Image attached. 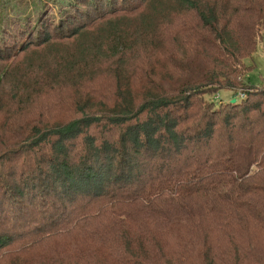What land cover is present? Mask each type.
I'll list each match as a JSON object with an SVG mask.
<instances>
[{"label": "trees", "instance_id": "1", "mask_svg": "<svg viewBox=\"0 0 264 264\" xmlns=\"http://www.w3.org/2000/svg\"><path fill=\"white\" fill-rule=\"evenodd\" d=\"M261 32L264 0H0V264H264Z\"/></svg>", "mask_w": 264, "mask_h": 264}, {"label": "rangeland", "instance_id": "2", "mask_svg": "<svg viewBox=\"0 0 264 264\" xmlns=\"http://www.w3.org/2000/svg\"><path fill=\"white\" fill-rule=\"evenodd\" d=\"M59 15L56 13L55 14V18H58ZM136 16L135 18L133 17H129L126 18L124 20H127V24L129 29H131L129 31V35L131 37V39H133L134 41H136L138 38H140L141 36H135V38H133V36L137 33V28L140 30L139 26V22L141 23V17ZM105 28V25H96L90 29H88V31L83 32L82 35H87V39L90 41V43L93 42V44L98 45L99 49H100V57H99V61H97V63H107V43L105 41V37L104 34H99L98 32ZM142 29V27H141ZM142 31V30H141ZM134 32V34H133ZM86 38V37H85ZM256 48L254 53L251 55L250 58L245 59L244 60V64L247 66H252L251 69L247 72V74L243 77L240 78L241 81H243L244 83H248L251 86L257 87L259 85L262 84V82L264 81V34L261 32L259 33L257 40H256ZM134 45V44H133ZM69 50H75L76 46L75 43L71 44V46L67 47ZM100 68L98 67V70ZM102 72V73H101ZM100 73H98V75L102 78V80L104 78L107 77L106 75V69L102 70ZM239 96V97H238ZM214 101H218V100H222V101H227L228 99L234 100V102L237 100L239 101L241 99V93H237V94H231V93H227V92H220L218 94H215L213 97ZM230 100V101H231Z\"/></svg>", "mask_w": 264, "mask_h": 264}, {"label": "water", "instance_id": "3", "mask_svg": "<svg viewBox=\"0 0 264 264\" xmlns=\"http://www.w3.org/2000/svg\"><path fill=\"white\" fill-rule=\"evenodd\" d=\"M230 102H231V103H234V100H231Z\"/></svg>", "mask_w": 264, "mask_h": 264}, {"label": "built area", "instance_id": "4", "mask_svg": "<svg viewBox=\"0 0 264 264\" xmlns=\"http://www.w3.org/2000/svg\"><path fill=\"white\" fill-rule=\"evenodd\" d=\"M239 97V96H238ZM241 98H242V94H241Z\"/></svg>", "mask_w": 264, "mask_h": 264}]
</instances>
